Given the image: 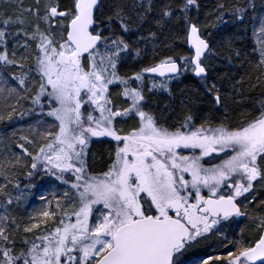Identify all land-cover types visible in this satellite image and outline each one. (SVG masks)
<instances>
[{"label":"snow or ice","instance_id":"1","mask_svg":"<svg viewBox=\"0 0 264 264\" xmlns=\"http://www.w3.org/2000/svg\"><path fill=\"white\" fill-rule=\"evenodd\" d=\"M201 9L0 0V264H264V0ZM21 166L62 188L27 223Z\"/></svg>","mask_w":264,"mask_h":264},{"label":"trees","instance_id":"2","mask_svg":"<svg viewBox=\"0 0 264 264\" xmlns=\"http://www.w3.org/2000/svg\"><path fill=\"white\" fill-rule=\"evenodd\" d=\"M25 4H28V3H31V0H24ZM219 2V0H201V5H202V9H201V15H200V19L201 21H204L205 19H210V15L209 13H211L212 11H214V6ZM211 30V29H209ZM160 51H166V50H160ZM221 73H224V72H227L228 69L226 68H221L220 69ZM248 72V66L245 65L244 67H235L232 69V71L229 73V75H231L233 77V79H235L237 76H243L244 77V80H245V84H244V88H245V95H249V94H252V95H255V94H258V91L255 92V93H249L247 91V84H248V76L245 75V73ZM227 80H228V76H225L224 77V80L221 81V83L223 84V90L225 92H230L231 91V86L227 83ZM161 103V106L164 102H167L166 101V97H161L160 98V101ZM245 103H250V101H245ZM0 111H3V100L0 99ZM15 128L16 130L19 132L20 129H23L25 133L28 132V128L26 127L25 123L23 121H16V124H15ZM13 131V128L8 126L7 125V122H0V134L4 133V132H7L8 134H11V132ZM5 139H7V137H5ZM10 143V141H9ZM14 151H19L18 149H13ZM5 152V149L3 147V144L0 143V156H2ZM26 172H27V169H25L23 166L19 167L18 169H16V174L13 175L11 177V179L14 181V182H19L20 184V189L17 190L15 189L11 184H9L8 186V191L12 193L13 196H16V195H19L21 193H23L24 191L26 190H30V189H33V191L39 195L41 192L38 190V187L41 183H44L46 180H40V179H37L36 180V184H37V187H32V188H29V187H26V185H28L29 181L28 179L26 178ZM3 183V177L0 176V184ZM34 201H37V199H34ZM42 202V201H41ZM42 203H39L38 205H40ZM41 210V208H37L35 211L29 213V209L28 208H24L22 206V203H21V200L18 202V204L15 206L14 208V214L17 216L18 220L21 222V223H27L28 222V217L31 216V215H35L37 214L39 211ZM3 210L0 209V212H2ZM243 224V222H242ZM241 225V224H240ZM246 223H244L243 225H241V228L244 230V233L245 235H248V233H246V229L247 227L248 228H251L249 226H245ZM42 227L44 225H41ZM192 255V254H190Z\"/></svg>","mask_w":264,"mask_h":264},{"label":"rangeland","instance_id":"3","mask_svg":"<svg viewBox=\"0 0 264 264\" xmlns=\"http://www.w3.org/2000/svg\"><path fill=\"white\" fill-rule=\"evenodd\" d=\"M38 190L41 192L39 195H37L33 191V189L26 190L21 195L20 200H21L22 206L24 208H28L29 213L35 211L39 207L41 209L44 207V200L40 198L41 195L47 197L48 199H52L53 196H56L57 198H59L62 195V188L56 184L49 183L48 179L44 183H41L39 185ZM34 199H37V201H34ZM39 203H42V204L38 205Z\"/></svg>","mask_w":264,"mask_h":264},{"label":"flooded vegetation","instance_id":"4","mask_svg":"<svg viewBox=\"0 0 264 264\" xmlns=\"http://www.w3.org/2000/svg\"><path fill=\"white\" fill-rule=\"evenodd\" d=\"M244 223H246V225L245 226H249V227H251V221L250 220H244L243 221V224ZM242 223H241V225H243ZM241 225H240V228H241ZM246 233H248V235H253V233L251 232V228H248L247 227V229H246ZM193 251H195V250H193ZM190 254H192V253H189V255ZM191 256V255H190Z\"/></svg>","mask_w":264,"mask_h":264}]
</instances>
